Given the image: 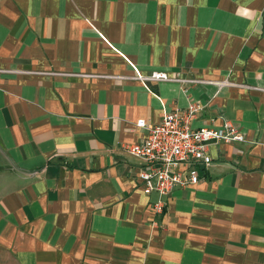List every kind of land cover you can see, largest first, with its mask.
<instances>
[{"label": "crops", "instance_id": "crops-1", "mask_svg": "<svg viewBox=\"0 0 264 264\" xmlns=\"http://www.w3.org/2000/svg\"><path fill=\"white\" fill-rule=\"evenodd\" d=\"M190 100L246 139L154 225L124 145ZM0 264H264V0H0Z\"/></svg>", "mask_w": 264, "mask_h": 264}, {"label": "built area", "instance_id": "built-area-1", "mask_svg": "<svg viewBox=\"0 0 264 264\" xmlns=\"http://www.w3.org/2000/svg\"><path fill=\"white\" fill-rule=\"evenodd\" d=\"M131 77L146 84L165 79L178 80L183 84L197 80L160 69H152L148 73L135 69ZM201 108L199 100H190L185 107L166 111L159 122L149 123L145 118H139L137 124L148 130L147 135L124 145L130 153L146 160L138 176L143 180L146 192L157 193L151 202L154 225H159L157 216L165 212L169 194L175 186L194 185L201 179L200 168H205L213 160L210 152L213 142L246 139L244 130L232 120H226L221 125L193 127L192 121Z\"/></svg>", "mask_w": 264, "mask_h": 264}]
</instances>
